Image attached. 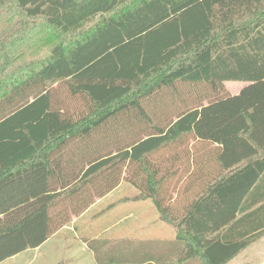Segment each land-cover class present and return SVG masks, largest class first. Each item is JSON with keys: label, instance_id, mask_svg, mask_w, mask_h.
Here are the masks:
<instances>
[{"label": "trees", "instance_id": "16d2710c", "mask_svg": "<svg viewBox=\"0 0 264 264\" xmlns=\"http://www.w3.org/2000/svg\"><path fill=\"white\" fill-rule=\"evenodd\" d=\"M6 3L21 28L40 21L71 38L57 37L44 59L0 80V263L69 221L51 212L63 196L55 182L65 191L67 181L56 178L65 171L55 151L101 127L120 138L116 153L97 148L67 187H92L103 173L111 184L98 196L121 181L135 186L136 199L153 200L177 229V262L227 264L264 236V0H0V10ZM225 82L248 85L233 95ZM192 86L212 98L182 92ZM59 87L84 103L85 116L75 118ZM190 138L216 145L221 171L177 215L165 204L182 196L169 164Z\"/></svg>", "mask_w": 264, "mask_h": 264}, {"label": "crops", "instance_id": "0c3cea01", "mask_svg": "<svg viewBox=\"0 0 264 264\" xmlns=\"http://www.w3.org/2000/svg\"><path fill=\"white\" fill-rule=\"evenodd\" d=\"M242 83L244 86L239 88L240 91L248 85L247 82ZM224 85L228 88L227 82ZM68 135L64 133L62 138L68 139ZM99 136L72 135L70 140L78 144H66L65 149L55 151L56 157L62 156L65 171L58 173L56 178L67 181L65 191H61L63 184L60 181L55 182V189L63 196L52 200L51 212L60 216L69 215V221L41 246L28 249L0 264H205L200 257L184 258L177 262L181 259L178 255L184 251V246L176 244V235L166 236L164 223H168L162 219L156 204L151 199H136L139 194L132 184L121 181L108 193L98 196L94 193L96 189L111 184L107 182L108 175L103 173L105 180L92 187L89 183L67 187L70 186L69 182L74 183V177L83 167V173L88 169L90 159L94 158L92 156L99 148V145L94 147L90 141H101L102 136ZM115 137L113 135L112 138ZM215 148L216 145L194 138H190L188 144L178 146L176 152L179 158L169 164L172 169L168 180L173 187L182 191V196L174 194V199L165 203L174 208V214L182 213L184 207L192 203L195 191L204 188L221 171ZM113 153H116L115 150ZM165 167H161V175L166 174L163 171ZM125 184L133 188V197L122 194L121 189ZM92 196L94 201H90ZM116 257L123 258L124 262L115 263ZM259 258L263 260L258 262ZM227 264H264V236Z\"/></svg>", "mask_w": 264, "mask_h": 264}, {"label": "rangeland", "instance_id": "374dc122", "mask_svg": "<svg viewBox=\"0 0 264 264\" xmlns=\"http://www.w3.org/2000/svg\"><path fill=\"white\" fill-rule=\"evenodd\" d=\"M14 9L15 8L12 3H6V5H4L0 10V80H3L4 78L8 77L13 70L19 67L22 68L27 63L44 59L50 53L51 47L55 43L57 37L61 39L63 38V40L65 41L71 38L70 35L61 37L60 35H51V33L45 28V26L40 21L28 25V27L25 29L21 28V17L17 14ZM13 14H17V16H14ZM93 23L94 22L90 23L89 25H92ZM89 25H87L85 28L89 27ZM15 40L19 41L15 43ZM227 83L228 88L227 86L226 88L228 90H226L230 94H237L238 92H240V89L244 86V83L242 82ZM209 91L210 89L204 86H192L190 88L184 87L182 90V92H189L193 98L198 96L201 100L204 99L205 102L212 98V95L211 93H209ZM166 94L167 93L162 95L163 98L161 100L165 99L166 101H168ZM67 95L68 94L66 93V91L61 87L56 90V96L60 99H67V105L71 107L72 111H74L75 114L78 113L75 118L79 117V115L85 116L88 111L84 103L81 100L70 101V96ZM176 97L177 95L174 96V98ZM137 125H140V122H138ZM101 128L97 129L94 133H92V135L95 136L96 134L102 136V140L98 142V154L105 153L102 149L103 145H106L105 151L109 152L112 150L113 152V149L116 146H119L118 141H120V138H118L119 136H117V143H114V141H110L112 139L113 134L107 133L109 129L101 130ZM140 130L143 131L142 128L138 131L140 132ZM121 191L123 195H130L133 197L134 190L130 185L125 184ZM175 196L176 195H173V197ZM164 224L166 225V236H175L176 229L166 223ZM262 260V258H259L258 262H261Z\"/></svg>", "mask_w": 264, "mask_h": 264}]
</instances>
